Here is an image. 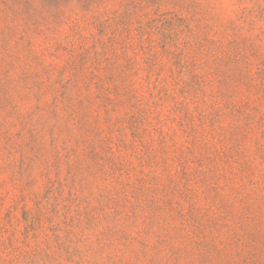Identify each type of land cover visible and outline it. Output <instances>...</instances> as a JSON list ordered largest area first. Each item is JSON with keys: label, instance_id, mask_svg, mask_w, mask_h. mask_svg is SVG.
Returning <instances> with one entry per match:
<instances>
[{"label": "rangeland", "instance_id": "rangeland-1", "mask_svg": "<svg viewBox=\"0 0 264 264\" xmlns=\"http://www.w3.org/2000/svg\"><path fill=\"white\" fill-rule=\"evenodd\" d=\"M0 264H264V0H0Z\"/></svg>", "mask_w": 264, "mask_h": 264}]
</instances>
